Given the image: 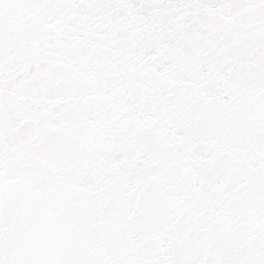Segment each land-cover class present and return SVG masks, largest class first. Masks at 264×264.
Returning <instances> with one entry per match:
<instances>
[{
    "label": "snow or ice",
    "instance_id": "6c2138e0",
    "mask_svg": "<svg viewBox=\"0 0 264 264\" xmlns=\"http://www.w3.org/2000/svg\"><path fill=\"white\" fill-rule=\"evenodd\" d=\"M0 264H264V0H0Z\"/></svg>",
    "mask_w": 264,
    "mask_h": 264
}]
</instances>
